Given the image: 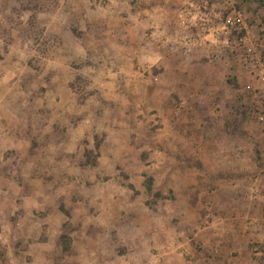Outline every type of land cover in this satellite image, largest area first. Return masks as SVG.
Segmentation results:
<instances>
[{
    "label": "rangeland",
    "instance_id": "1",
    "mask_svg": "<svg viewBox=\"0 0 264 264\" xmlns=\"http://www.w3.org/2000/svg\"><path fill=\"white\" fill-rule=\"evenodd\" d=\"M100 1L0 0V264H212L209 226L239 243L236 184L264 182V0H219V48L184 58ZM236 10L244 43L216 31ZM239 145L250 163L212 168Z\"/></svg>",
    "mask_w": 264,
    "mask_h": 264
},
{
    "label": "crops",
    "instance_id": "2",
    "mask_svg": "<svg viewBox=\"0 0 264 264\" xmlns=\"http://www.w3.org/2000/svg\"><path fill=\"white\" fill-rule=\"evenodd\" d=\"M229 2V1H228ZM232 2V1H231ZM219 0H110L105 3L100 1L101 7L114 8L113 10L130 11V17L132 20L133 32L139 37V41L145 38L148 45H151V50H147V56H153L157 58H172V57H186L195 55L196 53L211 51V47L216 46V40H218V32L213 31L208 34L201 35L198 28H192L187 24V12L192 10L205 9L208 10L210 20L213 24H217L216 10L220 6ZM191 27V28H190ZM136 30V31H134ZM248 38L255 33L254 25L248 31ZM199 38H195V35ZM210 40V41H208ZM197 41L200 48L195 50L192 47H188V42ZM209 42V43H208ZM141 48H137V50ZM241 143V142H240ZM245 146H232L226 149L225 152L217 149L216 158L213 159L212 168H219L225 164L228 169L234 168V165L246 166L249 162V154ZM261 168V167H260ZM247 179H243L236 185L241 184L240 196L236 194L242 201H246V206H249L248 216L252 218L249 227L243 229L240 232L241 239L239 243L233 241L232 245H229V238H226V242L220 236L224 233V230L211 223L209 228L212 231L213 240L210 247L218 254H225L222 258L212 260V264H264V250L250 248V240H258L264 242V182L262 177L255 178L253 181L247 182ZM256 196V197H255ZM226 201L230 206L232 201H236L232 195L226 197ZM207 227V226H206ZM229 234V229H226ZM206 235L205 230L200 229V233H196V236L204 239ZM218 238V239H217ZM217 239V240H216ZM187 249V246H186ZM235 249L240 252L238 256H231L230 250Z\"/></svg>",
    "mask_w": 264,
    "mask_h": 264
},
{
    "label": "built area",
    "instance_id": "3",
    "mask_svg": "<svg viewBox=\"0 0 264 264\" xmlns=\"http://www.w3.org/2000/svg\"><path fill=\"white\" fill-rule=\"evenodd\" d=\"M224 22L222 23V26L216 29V31H222L225 35L229 36L230 34H236V39L239 43H244L247 36V26L245 22L244 14L241 10L233 11L229 14H227L224 17ZM202 22H205L203 24L206 25V28H208L209 33L213 30L212 26H207L212 23L210 20V17L208 14H205L201 17ZM264 73V71H263ZM259 249H256V252Z\"/></svg>",
    "mask_w": 264,
    "mask_h": 264
}]
</instances>
